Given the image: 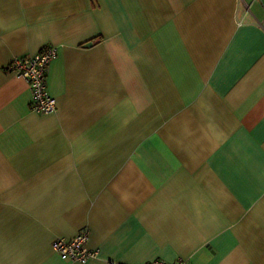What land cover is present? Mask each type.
Masks as SVG:
<instances>
[{
    "label": "crops",
    "instance_id": "0c3cea01",
    "mask_svg": "<svg viewBox=\"0 0 264 264\" xmlns=\"http://www.w3.org/2000/svg\"><path fill=\"white\" fill-rule=\"evenodd\" d=\"M57 109L6 70L45 48ZM264 264V0H0V264Z\"/></svg>",
    "mask_w": 264,
    "mask_h": 264
},
{
    "label": "built area",
    "instance_id": "2783aa9c",
    "mask_svg": "<svg viewBox=\"0 0 264 264\" xmlns=\"http://www.w3.org/2000/svg\"><path fill=\"white\" fill-rule=\"evenodd\" d=\"M55 48H45L35 55L15 57L6 70L21 77L28 84L31 92L30 110L35 113L49 114L57 109L55 98L51 95L47 85L48 68L56 58ZM89 238L88 229H82L70 240L57 239L52 247L60 259L66 262L86 264L94 259L96 251L86 247ZM144 264H188L182 259L172 262L153 260Z\"/></svg>",
    "mask_w": 264,
    "mask_h": 264
}]
</instances>
